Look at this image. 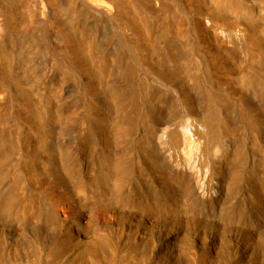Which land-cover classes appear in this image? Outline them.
I'll use <instances>...</instances> for the list:
<instances>
[{
    "label": "bare ground",
    "instance_id": "bare-ground-1",
    "mask_svg": "<svg viewBox=\"0 0 264 264\" xmlns=\"http://www.w3.org/2000/svg\"><path fill=\"white\" fill-rule=\"evenodd\" d=\"M0 264H264V0H0Z\"/></svg>",
    "mask_w": 264,
    "mask_h": 264
},
{
    "label": "rangeland",
    "instance_id": "rangeland-1",
    "mask_svg": "<svg viewBox=\"0 0 264 264\" xmlns=\"http://www.w3.org/2000/svg\"><path fill=\"white\" fill-rule=\"evenodd\" d=\"M193 10H194V12H199L200 11V9L199 8H197V7H193ZM168 153H171L172 154V151H170V152H168ZM182 155V156H181ZM177 158L179 157V159H180V161H183V159L184 158H186L185 157V155H184V153H183V151L180 149V151L177 153ZM90 188H92V185H90L89 186ZM130 187H134V184L132 183V184H130ZM53 195H55V192L54 191H52V196ZM65 204V211H64V213H67V214H72L73 213V211H72V208H71V206L69 205V202H66V203H64ZM130 206H128V208L127 209H129V211H131L132 210V208H129ZM134 208V207H133ZM102 210H103V208H98L97 209V216L99 217L100 216V214L102 213ZM135 208H134V210H132V212H135ZM127 211V210H126ZM132 214H136V213H132ZM161 214H163V213H161ZM163 217H165V215L163 216ZM133 218V220H136L138 217L136 216V217H132ZM164 221H165V219L161 222V224H160V226H159V228H158V231H157V235H159L160 237H163V236H166V235H169L170 234V231H169V224H168V222L167 221H165V223H164ZM165 227V228H164ZM161 229V230H160ZM159 232V233H158ZM167 233V234H166ZM242 251H243V249L241 250V252H240V254H242ZM238 254V253H237Z\"/></svg>",
    "mask_w": 264,
    "mask_h": 264
}]
</instances>
